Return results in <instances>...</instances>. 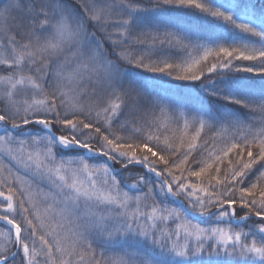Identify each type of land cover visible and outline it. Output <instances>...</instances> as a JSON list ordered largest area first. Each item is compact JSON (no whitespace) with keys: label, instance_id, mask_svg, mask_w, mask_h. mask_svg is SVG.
Masks as SVG:
<instances>
[{"label":"snow or ice","instance_id":"1","mask_svg":"<svg viewBox=\"0 0 264 264\" xmlns=\"http://www.w3.org/2000/svg\"><path fill=\"white\" fill-rule=\"evenodd\" d=\"M0 264H264V13L5 0Z\"/></svg>","mask_w":264,"mask_h":264},{"label":"trees","instance_id":"2","mask_svg":"<svg viewBox=\"0 0 264 264\" xmlns=\"http://www.w3.org/2000/svg\"><path fill=\"white\" fill-rule=\"evenodd\" d=\"M4 2L5 0H0V5H2ZM249 2L255 6V12L257 15L264 13V0H240L241 5L247 4ZM171 21L184 23L193 28H198L201 26V21L197 20L194 16H190V15L186 16V15H180V14L173 13L171 14ZM147 75H151V74H147ZM177 83L179 82L172 81L167 77H161L156 82H154L153 86L155 90L159 92H162L164 90L175 91ZM250 115L255 117V119L251 120L250 122L253 124L259 125L261 114L259 112H256V113H251ZM118 254H119L118 249L110 253V255H118Z\"/></svg>","mask_w":264,"mask_h":264}]
</instances>
